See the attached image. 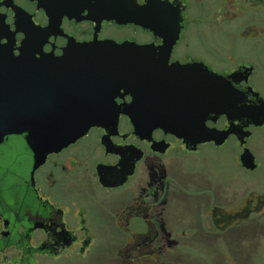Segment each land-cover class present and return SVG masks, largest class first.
<instances>
[{
  "label": "flooded vegetation",
  "instance_id": "af4514ba",
  "mask_svg": "<svg viewBox=\"0 0 264 264\" xmlns=\"http://www.w3.org/2000/svg\"><path fill=\"white\" fill-rule=\"evenodd\" d=\"M225 27L230 43L216 35ZM263 39L264 0H0V61L23 51L59 56L73 42L116 48L97 65L112 70L80 79L85 106L104 110L98 124L36 166L24 133L0 141V264H94L104 246L106 264H196L188 256L211 253L212 240L237 264H264V177L224 196L212 173L198 183L180 172L230 138L237 166L258 168L248 141L264 122L214 120L212 72L230 81L236 107L264 102L253 83ZM136 110L146 111L142 131ZM231 122L250 132L243 145L234 134L220 145L189 140L193 125ZM244 146L252 170L240 162ZM182 200L192 208L186 220Z\"/></svg>",
  "mask_w": 264,
  "mask_h": 264
},
{
  "label": "water",
  "instance_id": "95a60500",
  "mask_svg": "<svg viewBox=\"0 0 264 264\" xmlns=\"http://www.w3.org/2000/svg\"><path fill=\"white\" fill-rule=\"evenodd\" d=\"M115 46L103 43H69L59 56H35L23 51L0 61V141L8 134H25L27 145L34 153L35 166L46 154L72 142L104 118V110L85 106L84 85L80 82L84 70H112L97 66L114 53ZM111 63L112 61H108ZM236 92L230 81L212 72V114L215 120L226 115L234 120L242 117L255 126L264 122V102L248 108L236 107ZM145 110L129 113L135 129L144 128ZM230 125L223 130L193 125L190 142L222 144L234 134L244 144L250 135L242 126ZM240 162L246 169L256 167L255 158L244 146Z\"/></svg>",
  "mask_w": 264,
  "mask_h": 264
},
{
  "label": "rangeland",
  "instance_id": "374dc122",
  "mask_svg": "<svg viewBox=\"0 0 264 264\" xmlns=\"http://www.w3.org/2000/svg\"><path fill=\"white\" fill-rule=\"evenodd\" d=\"M230 31L232 30H228V27H225L224 32L217 31L216 35H218L219 38H225V41L230 43V40L227 39L229 34L232 33ZM236 44L245 49L248 47L249 42L237 40ZM262 44L264 55V39ZM253 83L264 97V68L261 67L259 72L254 76ZM248 146L255 154L258 162V168L254 171H246L237 166L235 156L239 151V147L235 139L230 138L222 147L216 148L213 145L212 148L203 147L199 153L196 154L193 161L189 163L188 161H183L180 165L181 175L183 178L191 176L195 182L197 181L198 183H203L204 181H208V179H210L209 175L212 173V183L216 181L219 184L212 185V188L217 187L221 189L224 196H231L234 192H236L234 196L241 195L242 193L244 194L250 189H255L254 187H257L256 182L261 181L264 177V126L255 130L254 134L248 141ZM194 173L204 177L197 176ZM241 174L245 177L243 176V178H241ZM206 186L207 185H199L196 188H203ZM245 187H247V191L243 192ZM189 203L190 202L182 200V203H180V206L177 208V215L183 220H186L189 217L191 218L192 208L187 205ZM220 241L221 240H212V250H210L211 253L190 254L188 258L196 262V264H237L238 261L231 258L228 245L222 244ZM99 251L100 253H103L95 254L96 262L94 263L93 258V263L106 264L104 255L105 246L103 249H100L99 247Z\"/></svg>",
  "mask_w": 264,
  "mask_h": 264
},
{
  "label": "crops",
  "instance_id": "0c3cea01",
  "mask_svg": "<svg viewBox=\"0 0 264 264\" xmlns=\"http://www.w3.org/2000/svg\"><path fill=\"white\" fill-rule=\"evenodd\" d=\"M231 258L233 259V257L231 256ZM230 259V258H229Z\"/></svg>",
  "mask_w": 264,
  "mask_h": 264
}]
</instances>
